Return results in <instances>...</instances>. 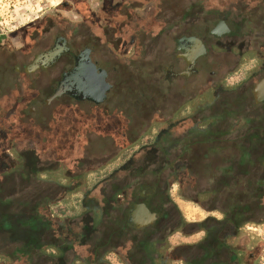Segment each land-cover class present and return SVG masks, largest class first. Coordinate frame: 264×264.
Segmentation results:
<instances>
[{
    "label": "rangeland",
    "instance_id": "rangeland-1",
    "mask_svg": "<svg viewBox=\"0 0 264 264\" xmlns=\"http://www.w3.org/2000/svg\"><path fill=\"white\" fill-rule=\"evenodd\" d=\"M142 2L0 0V174L16 169L13 174L19 175L23 170L19 155L36 151L39 176L23 186H28L32 202L51 200L46 208L52 222L50 231L38 237L43 243L57 240L67 251L60 255L51 244L45 252L32 253L16 264H150V260L142 262L146 251L140 253L135 239L143 235L134 233L132 225L122 229L130 222L132 207L154 195V186L141 190V184L153 185L157 179L143 175L140 167L154 162V152L163 156L161 149L179 154L186 139L212 126L213 117L228 118L229 127L226 124L222 130L231 137L245 133L248 126L241 121L247 117L255 120L256 129L264 128V101L258 88L264 80V37L254 32L242 12L225 8L214 19L218 6L210 1L177 0L172 14L152 18L151 6ZM122 4L133 16L124 23L115 21ZM224 22L232 24L230 32L219 29ZM59 36L77 55L91 49L93 62L108 71L111 89L102 104L53 99L63 73L73 66L70 58L52 69L29 71ZM185 37L200 38L208 51L198 61L196 73L188 76L179 50ZM158 89L169 102L153 113L149 107L158 102L154 93ZM190 122L196 130L187 128ZM64 131L71 138L70 147L55 141ZM34 141L48 142V147ZM59 151H64L63 157L57 156ZM165 174L150 209L160 215L159 220L169 217L161 220L154 237L166 239V249L159 246L154 257L167 253L168 264H173L169 257L184 260L190 255L181 250L173 253L174 246L196 244L206 236L204 231L198 233L202 223L194 225L201 221L179 230L182 222L221 220L223 215L201 206L207 198L193 193V179L179 181L170 172ZM15 183L16 196L22 197L20 180ZM256 217L260 223L245 225L236 240L245 252L241 257L245 264H261L264 210ZM96 224L97 233L78 247V234ZM8 246L1 245L0 264H10ZM249 253L255 254L251 261L244 259Z\"/></svg>",
    "mask_w": 264,
    "mask_h": 264
},
{
    "label": "trees",
    "instance_id": "trees-1",
    "mask_svg": "<svg viewBox=\"0 0 264 264\" xmlns=\"http://www.w3.org/2000/svg\"><path fill=\"white\" fill-rule=\"evenodd\" d=\"M121 1L125 2L127 0ZM176 1L143 0L141 4H149L151 6L152 12L149 17L154 18L163 12L172 14L171 6ZM208 1H210L211 5L218 6V8L216 7L218 12L213 13L215 15L214 19L221 15L220 10L238 8L249 25L252 26L254 32L264 37V0ZM120 7L115 14V21L124 23L128 17L133 18L131 12L125 11L128 6L122 4ZM190 17V14L186 16V18ZM183 18L185 19V16ZM184 31L182 30L181 33H184ZM174 35L176 34L174 33ZM137 61H134V67L139 66L136 63ZM154 93L156 94L155 97L158 98V102L150 103L149 108L153 113L160 111L164 107V103L168 104L169 102L165 101L166 97L159 89ZM69 99L76 101L72 98ZM252 108H256L254 102L252 103ZM241 122L245 123L248 129L240 136L231 137L222 130L226 124L229 127L228 118L213 117L212 126H209L206 130H200L196 137L186 139L187 143L179 154H171V149H161L163 156H155L154 152L151 155L154 162L151 165H142L140 167L139 172H142L143 175H153L157 179L153 185L143 182L141 190L152 189L151 187L154 186V195L159 193L161 191L159 188L162 185V178L166 175L165 173L170 172L179 181H183L185 178L193 179L195 184L188 189H194L193 193L198 197L207 198L206 204L201 206L206 207L209 211L222 212L223 218L221 220L209 218L199 226V229L202 228V231L206 233L205 238L201 242L194 246L181 247L173 251V253H176L181 250L184 254H190L188 257H184V264H240L243 261L241 257L245 253L244 250L236 245L240 231L245 225L260 223L256 216L257 212L264 210V128L260 125L256 129L255 120L250 117L243 119ZM187 128L191 129V131L196 130V127L192 126V122L189 123ZM63 133V137L57 138L55 141L59 146L63 144L70 147L71 138L67 137L65 131ZM34 142L37 143L36 141ZM37 144L48 147V142ZM29 153L30 156L29 154L27 156L19 155V159L23 163V170L19 171V175L18 172H16L17 176L16 173L13 174L16 169H11L2 175L0 174V250L3 243L9 245L5 252H7V258L10 259V264H16L22 258H31L32 253L45 252L51 244L54 245L60 255H65L67 252L63 248L64 246L59 244V241L43 243L41 237H38L50 231L52 222L48 218L49 211H47L46 207L51 203V200L45 197L40 202L34 200L32 202L30 196L27 195L26 188L28 186L23 185L31 184L32 181L37 180L40 173L37 170L38 158L36 151L31 150ZM57 156L63 157L64 151H59ZM30 165L32 168L29 167ZM178 172L182 174L180 179ZM15 180H20L21 182L22 197L19 194L16 196L18 184L15 183ZM7 182H11L9 187L6 185ZM204 185L205 189H202ZM168 188L170 189L169 186ZM166 190L165 192H167ZM154 195L152 193V195L148 196L150 208H154ZM167 204L171 206L172 210L176 211L172 201H167ZM167 218L169 217L164 220L167 221ZM161 220L164 221L161 218L149 231L134 229L135 227L132 229L130 227L132 225L131 220L122 227L123 231L132 229L134 233L143 235L141 240L139 237L135 238L139 242L140 248L138 249L140 253L146 251L144 254L146 256L143 257V259H146L142 260L143 263L150 260V264H162L164 261L163 256L167 255V253H163L158 259L154 257V253L159 250V246H162L161 249H166V239L154 238L160 232ZM96 227L97 224L96 226L86 227L85 232L78 234V247L86 245L89 239L97 233ZM178 228L183 230L193 227L182 222ZM69 247L71 248L72 246ZM247 255V258L245 257L244 259L249 261L255 256L252 253ZM128 259L132 263L135 260L134 257ZM166 264H168V260Z\"/></svg>",
    "mask_w": 264,
    "mask_h": 264
},
{
    "label": "water",
    "instance_id": "water-1",
    "mask_svg": "<svg viewBox=\"0 0 264 264\" xmlns=\"http://www.w3.org/2000/svg\"><path fill=\"white\" fill-rule=\"evenodd\" d=\"M229 26L233 27L230 22L220 23L219 29L230 32L232 29ZM179 50L182 52L181 57L185 59L188 65V70L184 74L186 76L196 73L194 68L198 61L206 57L208 53L204 43L198 37L183 38L179 43ZM67 54L75 56L67 45L66 39L59 36L55 46L50 51L39 55L29 67V71H34L40 67H51ZM89 54L90 50L84 52L75 68L64 73L53 99L69 96L78 102L88 101L96 105H100L106 100L111 89V85L107 82L108 71L99 69L91 61ZM258 88L262 95L261 99L264 101V80ZM159 218V214L151 211L149 201L134 205L130 211L131 224L139 230L153 226Z\"/></svg>",
    "mask_w": 264,
    "mask_h": 264
},
{
    "label": "crops",
    "instance_id": "crops-1",
    "mask_svg": "<svg viewBox=\"0 0 264 264\" xmlns=\"http://www.w3.org/2000/svg\"><path fill=\"white\" fill-rule=\"evenodd\" d=\"M185 217V216H184ZM209 217V216H208ZM186 219H187V216H186ZM205 219V220H204ZM207 219H209V218H202L201 220H187L188 222H186L187 224H190V225H192L193 223H197V222H199V221H201V222H199V223H197V224H194V225H198V224H200V223H204ZM190 221H192V222H190ZM201 232H203V231H199L198 233H201ZM205 233V232H204ZM194 235H196V233H193L192 234V237L194 236ZM185 236H187V237H191V235H185ZM201 242V241H200ZM183 243V242H182ZM199 242H197L196 244H198ZM196 244H180L179 246H174V249H173V251L174 250H176V249H178V248H181V247H186V246H194V245H196ZM169 256H170V254H168ZM163 259H164V261H163V263L162 264H166V255H164L163 256ZM168 259V258H167ZM245 260H243V261H241L240 262V264H245V262H244ZM255 261V260H254ZM169 263H180V264H184V261H183V259H181V260H179V259H176V258H174V259H170V257H169Z\"/></svg>",
    "mask_w": 264,
    "mask_h": 264
},
{
    "label": "flooded vegetation",
    "instance_id": "flooded-vegetation-1",
    "mask_svg": "<svg viewBox=\"0 0 264 264\" xmlns=\"http://www.w3.org/2000/svg\"><path fill=\"white\" fill-rule=\"evenodd\" d=\"M90 50V54H89V56H90V59H91V61L93 62V60H92V57H91V55H92V50L91 49H89ZM88 51V50H87ZM75 54V53H74ZM82 53L81 54H79V55H77V54H75V56H72L71 54H67L66 56H63V57H61L59 60H58V62L55 64V65H53V66H51V67H40L39 69H36V70H47V69H52V68H54V67H56L64 58H70V59H72V61H73V66L69 69V70H67V71H65L64 73H66V72H70V71H72L74 68H75V66L78 64V61L80 62V59H81V57H82ZM184 62H185V64H187L186 63V61H185V59H184ZM95 65H96V63L95 62H93ZM97 66V65H96ZM98 67V66H97ZM99 68V67H98ZM187 68H188V65H187ZM100 69V68H99ZM196 69H197V65H196V67L194 68V70L196 71ZM35 71V70H34ZM64 73H63V76H64ZM63 76H62V79H63ZM61 79V80H62ZM107 79H108V77H107ZM70 98L69 96H64L63 98Z\"/></svg>",
    "mask_w": 264,
    "mask_h": 264
},
{
    "label": "built area",
    "instance_id": "built-area-1",
    "mask_svg": "<svg viewBox=\"0 0 264 264\" xmlns=\"http://www.w3.org/2000/svg\"><path fill=\"white\" fill-rule=\"evenodd\" d=\"M263 243H264V237H263ZM261 264H264V248H263V251H262V254H261Z\"/></svg>",
    "mask_w": 264,
    "mask_h": 264
}]
</instances>
